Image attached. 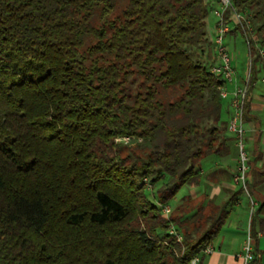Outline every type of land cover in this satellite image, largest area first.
I'll use <instances>...</instances> for the list:
<instances>
[{"label":"trees","instance_id":"16d2710c","mask_svg":"<svg viewBox=\"0 0 264 264\" xmlns=\"http://www.w3.org/2000/svg\"><path fill=\"white\" fill-rule=\"evenodd\" d=\"M232 4L264 47V0ZM211 6L0 0V264L201 262L227 205L203 231L202 206L171 205L234 142L222 82L197 59ZM251 50L248 93L264 68Z\"/></svg>","mask_w":264,"mask_h":264},{"label":"crops","instance_id":"0c3cea01","mask_svg":"<svg viewBox=\"0 0 264 264\" xmlns=\"http://www.w3.org/2000/svg\"><path fill=\"white\" fill-rule=\"evenodd\" d=\"M214 6L215 1L210 0ZM231 38H234L231 36ZM248 93L249 119L245 121V146L248 152L247 188L243 192L232 178L237 169V147L233 142L226 155H209L201 160V183L188 187L183 197L214 207L227 205L228 214L209 243L213 251L198 264H239V254L247 235L253 237L255 264H264V92ZM234 150L233 154L231 150ZM239 192L235 204L228 205ZM252 203V204H251Z\"/></svg>","mask_w":264,"mask_h":264},{"label":"built area","instance_id":"2783aa9c","mask_svg":"<svg viewBox=\"0 0 264 264\" xmlns=\"http://www.w3.org/2000/svg\"><path fill=\"white\" fill-rule=\"evenodd\" d=\"M213 14L217 19L212 40L211 61L208 64L210 73L222 82L220 87L221 100H228L230 114L227 121V131L234 136V142L237 147V169L232 181L239 185L243 192L247 193V175H248V152L245 146L244 129V105L247 98L249 82L251 78L252 59L255 56L252 53V47L257 51L259 58L264 65V47L260 46L258 40L253 39V31L250 23L243 12H239L232 4V0H215ZM232 31L240 34L248 54V63L244 74L239 77L234 63V55L225 44L226 37H231ZM257 81L264 85V68ZM230 87V91H229ZM126 141V140H125ZM252 204V203H251ZM163 212L168 213L169 208L164 207ZM170 228V233L175 232ZM178 240L180 237L178 236ZM213 251L208 244L202 250L204 256ZM254 261V251L250 234L247 235L241 253L239 254V264H251ZM199 257L193 258L189 264H198Z\"/></svg>","mask_w":264,"mask_h":264},{"label":"rangeland","instance_id":"374dc122","mask_svg":"<svg viewBox=\"0 0 264 264\" xmlns=\"http://www.w3.org/2000/svg\"><path fill=\"white\" fill-rule=\"evenodd\" d=\"M215 8V5L211 6V9H210V12L208 14V17H207V33H208V38H209V41L211 42V46L208 44L207 46L205 45L203 47V50L202 51H199L197 53V59L202 62L203 64H206L208 65L211 61V57L213 56V53H212V40H213V37H214V29H215V24L217 22V19L216 17L214 16L213 14V10ZM230 36L234 37V38H231V37H226L225 39V44L228 46V48L230 49V51L233 53L234 55V63H235V66H236V69H237V73L239 75V77L242 78L243 74H244V70L246 69V65L248 63V54H247V50H246V47H245V44L240 36V34H237L235 31H232L230 33ZM229 91H230V87H229ZM253 94H258L260 92H264V85H262L259 81H256V86L255 88L253 89ZM222 104H223V108H224V112H223V118L224 119H228V115L225 113V110H226V105L228 103V100H222ZM230 111V109H229ZM126 140V141H125ZM118 142L120 140H117ZM123 143L125 142H128V140L125 138L123 140H121ZM233 144V143H232ZM232 147V145H231ZM231 150V149H230ZM232 154L234 152V150H231ZM188 189V186H183L176 194V196L174 197V201L172 203L171 206H174V205H179L180 208L179 210H177V213H180V214H185V216H191L194 211H192V213H188V211L190 210H195L199 207L202 206L201 208V214H202V219L199 223V225H201V231L205 230L206 228H208L209 226V222H206V217H209L211 215H215L218 210L216 209V207H214L212 204H199L197 203L196 201H191L189 199H187L186 197H183L186 193V190ZM155 189H153V192H154ZM148 192V194L152 197L154 196L153 193H152V190L149 188H147L146 190ZM169 208V212L168 213H165L163 212L165 215H168L170 213V211L172 210V208L170 206H166ZM174 215H176V212L173 213ZM172 214V215H173ZM171 228V227H170ZM173 228V227H172ZM174 231V229H172ZM170 232V230H169ZM175 232V231H174ZM180 237V240H181V236Z\"/></svg>","mask_w":264,"mask_h":264}]
</instances>
